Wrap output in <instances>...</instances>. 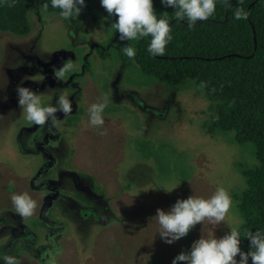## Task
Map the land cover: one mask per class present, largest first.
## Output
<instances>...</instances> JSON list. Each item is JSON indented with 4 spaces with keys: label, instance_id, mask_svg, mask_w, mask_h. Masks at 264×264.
I'll use <instances>...</instances> for the list:
<instances>
[{
    "label": "rangeland",
    "instance_id": "374dc122",
    "mask_svg": "<svg viewBox=\"0 0 264 264\" xmlns=\"http://www.w3.org/2000/svg\"><path fill=\"white\" fill-rule=\"evenodd\" d=\"M79 15L83 26L75 30L39 3L26 16L27 34L0 30V246L17 235L28 240L35 253H12L19 264H172L202 232L240 231L243 170L259 165L255 145L238 142L234 131L205 133L207 98L196 84L173 92L91 54L93 44L105 40L108 13L100 0ZM78 54L88 57V70ZM64 64L72 68L60 82L54 70ZM72 75L80 79L79 97L62 89ZM18 85L33 90L43 106L65 95L72 111H58L55 125L27 121L17 106ZM99 102L106 104L104 135L88 123V107ZM217 187L232 200L223 222L205 220L171 244L160 238L153 218L158 208L190 195L208 198ZM85 188L97 197L98 211L85 205ZM14 193L35 201L31 216L15 211Z\"/></svg>",
    "mask_w": 264,
    "mask_h": 264
},
{
    "label": "trees",
    "instance_id": "16d2710c",
    "mask_svg": "<svg viewBox=\"0 0 264 264\" xmlns=\"http://www.w3.org/2000/svg\"><path fill=\"white\" fill-rule=\"evenodd\" d=\"M91 1L86 0L84 6ZM39 3L44 7L47 4L45 8L50 11L59 12L51 7L50 0H9V4L0 7V30L27 34L26 16ZM153 6L157 15H163L171 27L173 39L167 44L164 55L153 57L147 53L149 38L120 41L119 34L111 27L115 17H109V14L103 27L105 40L95 42L91 54L115 60L121 71H128L127 75L132 72L173 92L185 83L196 84L207 98L205 133L234 131L238 142L255 145L259 165L243 170L247 186L239 198L240 246L246 252L249 250L246 234L264 229V0H217L215 15L206 21H198L193 28L185 21L176 20L174 9L165 7L160 0H153ZM238 6L248 13L247 20L232 18ZM82 18L78 15L69 19L73 29L83 26ZM126 44L135 48L134 60L123 55L122 48ZM76 58L84 70H88V57L78 54ZM80 85L79 77L72 75L63 83V88H72L79 97ZM36 146L41 148L40 143ZM141 148L149 149L144 143ZM84 190L86 205L96 209L97 197L90 189ZM24 251L35 253L28 240L18 235L9 245L0 246V255H18Z\"/></svg>",
    "mask_w": 264,
    "mask_h": 264
},
{
    "label": "clouds",
    "instance_id": "9594fccd",
    "mask_svg": "<svg viewBox=\"0 0 264 264\" xmlns=\"http://www.w3.org/2000/svg\"><path fill=\"white\" fill-rule=\"evenodd\" d=\"M4 0H0V3ZM14 2V0H12ZM86 0H50L53 9H59V15L64 19L77 17ZM242 2V0H241ZM165 7L174 9L173 17L185 21L193 28L200 21H206L216 13L217 0H160ZM101 6L115 17L111 24L119 34L120 41H136L148 39L147 53L153 57L165 54L167 44L173 39L169 22L163 15L158 16L153 6V0H100ZM48 5L46 4L45 7ZM234 20H247L248 13L242 7H236L232 13ZM124 56L134 60L136 50L130 44L122 48ZM72 68L64 64L58 71L54 70V78L62 80ZM17 106L27 121L37 125L50 122L55 125L56 113L68 115L72 111L70 100L65 95H59L54 106H42L40 97L30 88L18 85L16 88ZM106 104L93 103L87 109L88 123L97 130L98 135H104L103 112ZM172 191L173 189H166ZM15 211L22 217L33 214L35 201L27 193L11 195ZM232 205L230 194L223 188L217 187L208 198L190 195L177 199L167 210L158 208L155 218L159 225V236L164 242L171 244L186 236L197 224L205 220L211 224H219L225 220ZM249 250L242 251L241 235L238 228L231 227L222 237L204 235L194 240L189 251L177 254L172 264H264V229L248 232ZM239 255V259L237 256ZM0 264H19L13 255H0ZM49 264H55L51 260Z\"/></svg>",
    "mask_w": 264,
    "mask_h": 264
},
{
    "label": "flooded vegetation",
    "instance_id": "af4514ba",
    "mask_svg": "<svg viewBox=\"0 0 264 264\" xmlns=\"http://www.w3.org/2000/svg\"><path fill=\"white\" fill-rule=\"evenodd\" d=\"M60 82H61V80H60ZM62 88H63V85H62ZM63 89H64V88H63ZM46 123H48L49 125H51L50 122H47V121H46ZM38 135H40V133H38ZM37 142H39V141H37ZM47 143H48V142H47ZM38 144H39V143H38ZM42 144H44V143H43V142H42V143L40 142V147H41ZM45 152H47V151H45ZM41 170H42V169H41ZM53 194L56 195L57 193H53ZM50 196H51V195H49V198H50ZM85 205H86V204H85ZM86 206H87V205H86ZM92 207H93V206H92ZM98 210H99V209H97V211H98ZM101 218H102V217H101ZM33 255H34V254H33Z\"/></svg>",
    "mask_w": 264,
    "mask_h": 264
}]
</instances>
